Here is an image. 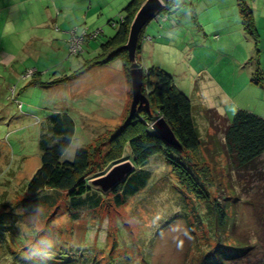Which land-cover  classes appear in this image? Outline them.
Returning a JSON list of instances; mask_svg holds the SVG:
<instances>
[{"label":"rangeland","instance_id":"1","mask_svg":"<svg viewBox=\"0 0 264 264\" xmlns=\"http://www.w3.org/2000/svg\"><path fill=\"white\" fill-rule=\"evenodd\" d=\"M122 1L0 0V264H56L51 260L70 257L83 264H99L96 258L102 264H264V154L247 171H234L225 156L218 157V181L209 200L181 185L165 153L149 159L146 186L122 196L121 203L114 191L87 194L77 206L71 196L52 189L30 196L28 183L41 166L42 141L52 134L53 113L72 114L78 127L63 160H73L77 150L99 136L101 126L89 132L86 122L98 125L104 118L101 107L107 92L100 86L82 93L77 88L93 83L104 67L94 66L74 81L48 82L72 74L100 54L101 44L117 32L125 14ZM200 12L194 20L200 34L193 54L176 44L175 63L184 67L189 58L203 56L198 49L206 41L205 28L217 22L216 12ZM62 17L66 19L59 21ZM99 18H108L106 32ZM72 19L83 22L71 25ZM84 28L82 50L71 54V33L81 35ZM98 30V37L92 38ZM206 49L203 44L204 55ZM131 97L132 102V91ZM194 102L200 135L206 146L218 147L214 141L218 143L223 132L216 134L208 116L214 100ZM215 102L229 110L232 119L241 100ZM128 159L132 161L125 152L123 160ZM113 165L99 166L95 175Z\"/></svg>","mask_w":264,"mask_h":264},{"label":"trees","instance_id":"2","mask_svg":"<svg viewBox=\"0 0 264 264\" xmlns=\"http://www.w3.org/2000/svg\"><path fill=\"white\" fill-rule=\"evenodd\" d=\"M143 1L129 2L124 9L125 14H121V19L118 21L117 32L101 44L100 54L72 74L51 80L48 84L73 81L91 67L108 64L118 58L123 61L124 68L131 78L130 70L133 66L128 51L122 46L128 39L131 21ZM237 2L243 29L253 38L256 56H259L260 36L253 10L247 0H237ZM192 13L196 20L195 11L192 10ZM112 22L110 21L111 24ZM145 28L140 36L138 58L142 52ZM148 71L149 74L144 77L143 91L149 98V109L142 106L131 116L129 109L119 126L106 130L94 138L87 147L77 150L75 158L71 161L63 160V156L74 138L75 120L65 111L55 112L49 117L52 134L42 141L44 148L42 163L28 183L31 197L52 189L71 196L77 206V200L80 203L87 194L100 195L102 191L90 185V179L98 176L95 175L97 170L104 166L122 161L125 152L131 155L135 169L113 190L120 203L122 196L138 193L146 186L149 173L145 167L149 159L158 153H165L181 185L203 200H209L210 189L217 184V171L220 170L218 157L225 156L230 169L234 171H247L256 167L258 160L264 154L263 116L246 109H238L235 116L228 119L217 110L208 109L210 123L216 129V134L218 130L223 132V138H219L218 143L214 141L215 144H219L218 147L217 145L208 147L206 139L200 135L196 126L192 100L176 87L173 75L161 67H151ZM257 71H260L259 67ZM152 77H156V80ZM254 80L260 81L258 77ZM158 116H163L169 123L178 144L169 143L151 127ZM205 146L207 148H204ZM206 154L212 161L211 166L205 162L208 161ZM99 204L100 200L95 201L96 206ZM234 256L228 257V260H232ZM222 259L226 261V258L222 257ZM51 261L56 264H83L82 260L79 261L74 257ZM96 262L102 264L97 258Z\"/></svg>","mask_w":264,"mask_h":264},{"label":"crops","instance_id":"3","mask_svg":"<svg viewBox=\"0 0 264 264\" xmlns=\"http://www.w3.org/2000/svg\"><path fill=\"white\" fill-rule=\"evenodd\" d=\"M130 1L123 0V8ZM247 1L253 10L260 36L259 56H256L253 38L243 29L237 0H192L191 5L182 4L169 15L164 23L153 20L145 28L139 62L145 69L161 67L172 74L176 87L191 98L194 116L196 113L195 99H204L214 100V104L210 108L231 119L228 117L229 110L221 105L217 106L215 99H239L241 103L236 104L237 109H246L264 117V0ZM205 9L217 13V22L210 23L204 31L206 41L202 40V46L203 44L207 46L206 55L202 53L204 50L201 46L198 49V54L203 56L189 58L191 60L190 63H187V67H184L183 63H175L176 44L184 50L187 49L190 54L195 51L192 46L197 44L200 32L196 30L192 10L199 16L200 11H205ZM66 17L69 18L70 15ZM65 19L62 17L58 20L64 21ZM73 19L71 25L83 22V20L73 21ZM107 20L100 19V23H103V27H105L104 32L107 31L105 26ZM56 23H58L57 19ZM149 36L152 38H147ZM174 44L175 51L173 52ZM117 60L121 59L118 58L108 64H100L104 68L102 71L100 70L97 77L93 78L95 81L86 85L80 83L79 89L77 88L82 93L84 91L91 92L92 87L97 91L99 90L97 87L100 86L107 92L101 107V114L104 118L98 120V125L86 122L89 132L97 131L95 130L96 126H101L98 135L119 126L127 115V106L131 102L132 81L124 68L123 61L116 63ZM167 63L172 64L169 66ZM258 67L259 72L257 71ZM84 74L79 78H82ZM256 77L259 78V82L254 80ZM153 80H156V77ZM89 102L93 103L91 100ZM104 110H107L108 114H105ZM86 112L89 114L88 111ZM72 117L74 118L73 115ZM109 124H112V127ZM77 130L76 123L75 135ZM93 139L90 138V141Z\"/></svg>","mask_w":264,"mask_h":264},{"label":"water","instance_id":"4","mask_svg":"<svg viewBox=\"0 0 264 264\" xmlns=\"http://www.w3.org/2000/svg\"><path fill=\"white\" fill-rule=\"evenodd\" d=\"M165 0H144L135 13L129 29L128 39L122 48L126 49L132 64L130 76L132 81V95L130 116L138 108L145 106L149 109L150 103L147 94L143 91L144 77L148 74L138 62V47L143 29L165 9ZM152 128L163 136L169 143L178 144L169 123L163 116H158L152 124ZM135 164L131 160H123L115 163L107 172L90 179L89 183L103 193L113 191L117 185L124 182L134 171Z\"/></svg>","mask_w":264,"mask_h":264},{"label":"built area","instance_id":"5","mask_svg":"<svg viewBox=\"0 0 264 264\" xmlns=\"http://www.w3.org/2000/svg\"><path fill=\"white\" fill-rule=\"evenodd\" d=\"M191 2H192V0H172L171 2H168L167 0H165V3H166L165 9H164L165 13H162L164 10L161 11L154 19L157 20V21H160V22L163 21V20L165 21L169 17V14H168L169 12L179 8L182 3H191ZM115 23H117V21H113L112 22V24H115ZM100 31L101 30L93 31L94 35H93L92 38H97L99 33H100ZM76 33H77L76 31H73L71 33V38L69 39V47H70L71 54L80 52L82 50V47H83L82 43H83V40L85 39L84 37L87 34V30H86V28H84L81 35H79V34L77 35ZM147 38L151 39L150 36L147 37ZM145 73L149 74V71L145 70ZM152 124H151V127H152Z\"/></svg>","mask_w":264,"mask_h":264},{"label":"clouds","instance_id":"6","mask_svg":"<svg viewBox=\"0 0 264 264\" xmlns=\"http://www.w3.org/2000/svg\"><path fill=\"white\" fill-rule=\"evenodd\" d=\"M154 20V19H153ZM49 247H51V244H49Z\"/></svg>","mask_w":264,"mask_h":264}]
</instances>
